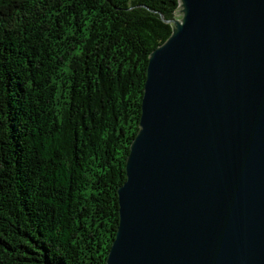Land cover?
Returning a JSON list of instances; mask_svg holds the SVG:
<instances>
[{
  "label": "trees",
  "instance_id": "1",
  "mask_svg": "<svg viewBox=\"0 0 264 264\" xmlns=\"http://www.w3.org/2000/svg\"><path fill=\"white\" fill-rule=\"evenodd\" d=\"M179 0H0V264H107L149 56Z\"/></svg>",
  "mask_w": 264,
  "mask_h": 264
},
{
  "label": "water",
  "instance_id": "2",
  "mask_svg": "<svg viewBox=\"0 0 264 264\" xmlns=\"http://www.w3.org/2000/svg\"><path fill=\"white\" fill-rule=\"evenodd\" d=\"M149 56L107 264H264V0H179Z\"/></svg>",
  "mask_w": 264,
  "mask_h": 264
},
{
  "label": "rangeland",
  "instance_id": "3",
  "mask_svg": "<svg viewBox=\"0 0 264 264\" xmlns=\"http://www.w3.org/2000/svg\"><path fill=\"white\" fill-rule=\"evenodd\" d=\"M182 17V13H180V11L177 12L176 18H181Z\"/></svg>",
  "mask_w": 264,
  "mask_h": 264
}]
</instances>
